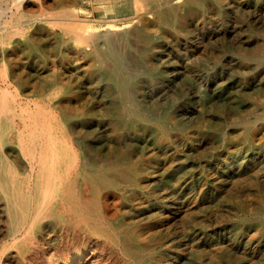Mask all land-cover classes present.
<instances>
[{
    "label": "rangeland",
    "instance_id": "rangeland-1",
    "mask_svg": "<svg viewBox=\"0 0 264 264\" xmlns=\"http://www.w3.org/2000/svg\"><path fill=\"white\" fill-rule=\"evenodd\" d=\"M137 1L75 0L69 10L102 30L122 27L137 15ZM41 3L26 0L23 12L31 23L4 45L8 51L33 36L39 24L61 21L57 0ZM146 7L144 13L156 8ZM188 10L182 5L169 14L170 26L151 13L129 27L127 36L112 35L113 48L126 61L124 78L138 68L154 72L152 83L141 78L137 89L144 105L160 111L166 141L153 120L145 128L135 120L134 130L115 125L111 110L128 102L106 78L112 62L105 60L98 78L80 42L73 48L55 42L53 35L65 37L61 27L46 23L52 36L36 38L41 49H18L17 56L31 84L57 76L58 98L73 100L75 112L53 135L65 136L99 162L130 154L150 168L143 193L119 207L128 231L154 252L142 264H264V0H206L198 12ZM2 51L0 42V73ZM9 229L0 216V259L43 264L38 243L25 252ZM100 263L137 264L119 248L107 251Z\"/></svg>",
    "mask_w": 264,
    "mask_h": 264
},
{
    "label": "bare ground",
    "instance_id": "bare-ground-1",
    "mask_svg": "<svg viewBox=\"0 0 264 264\" xmlns=\"http://www.w3.org/2000/svg\"><path fill=\"white\" fill-rule=\"evenodd\" d=\"M74 1L57 0L56 14L62 16L61 21L39 24L33 36L21 39L8 51L4 45L13 35L25 33L30 17L23 12L26 0H0L1 56L5 63L0 73V216L7 218L8 235L22 243L25 252H32L38 243L43 264H98L114 248L142 264L154 252L136 231H128L126 215L119 207L143 193L142 180L150 168L137 164L130 154H117L99 162L82 155L65 136L53 135L51 131H62L65 117L75 112L73 100L58 98L61 89L55 86L57 76L51 82L31 84L16 50H40L41 43L36 38L52 36L46 30L47 24L61 27L65 37L53 35L55 42L68 48L80 42L78 49L91 60L97 77L102 76L105 60L112 62L106 78L116 83L128 102L111 110L115 125L134 130L135 120H141V128L153 120L166 141L169 131L160 111L144 105L137 89L141 78L152 83L154 72L138 68L130 78H124L126 61L113 48L112 35L123 31L127 36L129 27L151 13L170 26L169 14L174 15L182 5L189 7V13L198 12L206 0H138L137 15L122 27L110 24L102 30L92 29L80 22L77 12H70ZM148 5L156 8L144 13ZM5 262L0 259V264L11 263L10 259Z\"/></svg>",
    "mask_w": 264,
    "mask_h": 264
},
{
    "label": "built area",
    "instance_id": "built-area-1",
    "mask_svg": "<svg viewBox=\"0 0 264 264\" xmlns=\"http://www.w3.org/2000/svg\"><path fill=\"white\" fill-rule=\"evenodd\" d=\"M82 1H85V0H82Z\"/></svg>",
    "mask_w": 264,
    "mask_h": 264
}]
</instances>
